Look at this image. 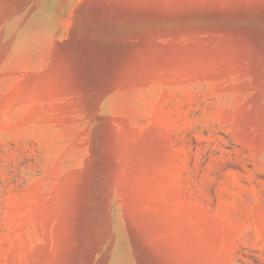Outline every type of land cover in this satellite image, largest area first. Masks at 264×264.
Here are the masks:
<instances>
[{
	"label": "rangeland",
	"instance_id": "1",
	"mask_svg": "<svg viewBox=\"0 0 264 264\" xmlns=\"http://www.w3.org/2000/svg\"><path fill=\"white\" fill-rule=\"evenodd\" d=\"M0 264H264V0H0Z\"/></svg>",
	"mask_w": 264,
	"mask_h": 264
}]
</instances>
